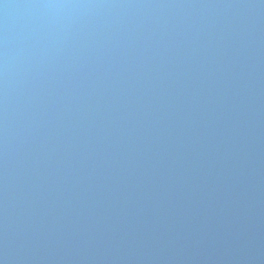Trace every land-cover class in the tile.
Returning <instances> with one entry per match:
<instances>
[{
  "label": "clouds",
  "instance_id": "1",
  "mask_svg": "<svg viewBox=\"0 0 264 264\" xmlns=\"http://www.w3.org/2000/svg\"><path fill=\"white\" fill-rule=\"evenodd\" d=\"M0 264H264V0H0Z\"/></svg>",
  "mask_w": 264,
  "mask_h": 264
}]
</instances>
